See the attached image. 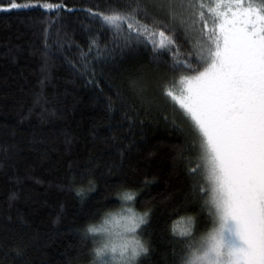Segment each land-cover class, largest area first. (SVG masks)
I'll return each mask as SVG.
<instances>
[{
    "label": "trees",
    "instance_id": "obj_1",
    "mask_svg": "<svg viewBox=\"0 0 264 264\" xmlns=\"http://www.w3.org/2000/svg\"><path fill=\"white\" fill-rule=\"evenodd\" d=\"M12 2L21 7L0 0V264H96L100 235L86 229L129 192L148 214L138 230L148 251L135 264H178L211 225L190 171L192 130L165 94L191 73L102 15L134 12L188 60L202 26L187 28L179 0ZM203 3L209 15L212 0ZM187 220L191 237L179 235Z\"/></svg>",
    "mask_w": 264,
    "mask_h": 264
},
{
    "label": "snow or ice",
    "instance_id": "obj_2",
    "mask_svg": "<svg viewBox=\"0 0 264 264\" xmlns=\"http://www.w3.org/2000/svg\"><path fill=\"white\" fill-rule=\"evenodd\" d=\"M187 3L193 24L202 26L203 42H194V60L181 58L170 35L142 24L134 12L114 11L102 19L158 50L175 53L174 63L191 73L173 80L165 94L192 130L197 163L190 171L199 173L211 225L199 240L187 242L178 264H264V0H212L211 28L203 0ZM122 198L133 201L135 195L124 193ZM147 215L131 212L125 228L130 238L118 233L119 242L96 248V264H135L146 254L138 230ZM86 231L95 236L101 229L89 226ZM179 235L192 233L182 229Z\"/></svg>",
    "mask_w": 264,
    "mask_h": 264
},
{
    "label": "rangeland",
    "instance_id": "obj_3",
    "mask_svg": "<svg viewBox=\"0 0 264 264\" xmlns=\"http://www.w3.org/2000/svg\"><path fill=\"white\" fill-rule=\"evenodd\" d=\"M177 6L179 7L178 10L183 15V13L187 16H185L186 20V26L191 31L193 30L196 35V26L197 24H193L194 17L191 13H188L189 5L185 4L183 0H179ZM206 17L209 18V28L212 27L211 24V18L208 15V12H206ZM198 32V29H197ZM191 35V34H190ZM201 40V38L199 39ZM203 41L201 40V43ZM130 201H127L124 208H122L119 212L112 214L99 228L101 231L99 232L101 244L100 247L103 246L104 243L113 241V242H119V237L117 236L118 233H124V235L128 236L130 238L131 234L125 232V228L127 226V217L131 214V212H136L128 203ZM190 226V227H189ZM192 222L190 220L182 221L179 224V229H192Z\"/></svg>",
    "mask_w": 264,
    "mask_h": 264
},
{
    "label": "bare ground",
    "instance_id": "obj_4",
    "mask_svg": "<svg viewBox=\"0 0 264 264\" xmlns=\"http://www.w3.org/2000/svg\"><path fill=\"white\" fill-rule=\"evenodd\" d=\"M200 39V38H199Z\"/></svg>",
    "mask_w": 264,
    "mask_h": 264
}]
</instances>
